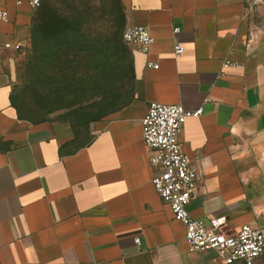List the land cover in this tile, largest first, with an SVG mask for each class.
Masks as SVG:
<instances>
[{"label":"crops","instance_id":"crops-1","mask_svg":"<svg viewBox=\"0 0 264 264\" xmlns=\"http://www.w3.org/2000/svg\"><path fill=\"white\" fill-rule=\"evenodd\" d=\"M119 1L126 26L147 28L153 43L129 50L126 96L84 133L20 115L21 53L3 46L29 42L37 11L0 0V264H224L188 251L152 184L142 120L153 102L203 109L180 136L205 164L191 217L264 230V0Z\"/></svg>","mask_w":264,"mask_h":264},{"label":"rangeland","instance_id":"rangeland-1","mask_svg":"<svg viewBox=\"0 0 264 264\" xmlns=\"http://www.w3.org/2000/svg\"><path fill=\"white\" fill-rule=\"evenodd\" d=\"M41 2L35 32L46 43L32 37L20 50L17 104L35 121H63L87 133L128 92L124 11L119 0H77L80 11L64 0Z\"/></svg>","mask_w":264,"mask_h":264},{"label":"built area","instance_id":"built-area-1","mask_svg":"<svg viewBox=\"0 0 264 264\" xmlns=\"http://www.w3.org/2000/svg\"><path fill=\"white\" fill-rule=\"evenodd\" d=\"M32 10L41 6V0H27ZM261 0H254V4ZM0 20H7L5 11L0 10ZM179 29H174L177 34ZM251 33L248 46L255 42ZM123 41L132 52L147 54L153 43L149 30L142 26H126ZM6 49L21 50L20 45L6 43ZM184 47L176 44L175 56L183 54ZM231 62H226V66ZM149 67L158 69L159 65L149 63ZM203 109L186 110L182 105L153 102L149 105L142 120L143 141L149 155L150 164L156 168L152 184L174 215V219L185 227V242L189 252L211 251L224 264L241 261L245 264L254 262L264 255V230L258 226L244 224L235 233L225 230L222 223L192 218L188 207L201 184V169L205 165L199 157L190 160L183 151L180 136L183 126L190 118H198ZM201 164V165H200ZM200 165V166H199ZM136 243L140 240L137 238Z\"/></svg>","mask_w":264,"mask_h":264},{"label":"trees","instance_id":"trees-1","mask_svg":"<svg viewBox=\"0 0 264 264\" xmlns=\"http://www.w3.org/2000/svg\"><path fill=\"white\" fill-rule=\"evenodd\" d=\"M65 1V3L67 2V4H68V6H67V8H71L70 9V11L71 10H77V11H80L78 8H77V4H76V2H77V0H64ZM71 5H70V4ZM64 4V3H63ZM41 5H42V2H41ZM41 7V6H40ZM39 9V8H38ZM37 9V10H38ZM36 10V11H37ZM66 10V9H65ZM45 11L46 10H43L42 11V14H44L45 13ZM36 17H37V12H36ZM35 26H36V21H35V24H34V27H33V30H32V34H31V36H30V39L33 37L34 38V40H36V42L38 41V43L40 42V39L39 40H37L38 39V36L36 35V30H35ZM66 35V34H65ZM39 38H41L40 36H39ZM68 38H69V36H68ZM54 39H57V37L56 38H54ZM46 42H45V38H41V42H40V45L41 44H45ZM128 49H129V47H128ZM60 50H62V45L60 46V49H59V51ZM130 50V49H129ZM129 53H130V51H129ZM14 103L16 104V106L18 107V110H19V112H20V115L23 117V118H25V119H27V120H31V121H35V119H33L31 116H29V115H26V114H24L22 111H21V109H20V107H19V105L17 104V100H16V97H14ZM38 121V120H37Z\"/></svg>","mask_w":264,"mask_h":264}]
</instances>
